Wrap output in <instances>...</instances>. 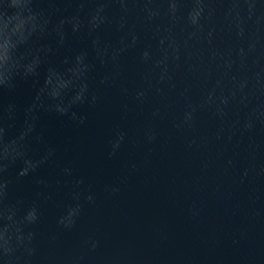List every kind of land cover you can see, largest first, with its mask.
Segmentation results:
<instances>
[{
    "label": "water",
    "instance_id": "obj_1",
    "mask_svg": "<svg viewBox=\"0 0 264 264\" xmlns=\"http://www.w3.org/2000/svg\"><path fill=\"white\" fill-rule=\"evenodd\" d=\"M0 264H264V0H0Z\"/></svg>",
    "mask_w": 264,
    "mask_h": 264
}]
</instances>
